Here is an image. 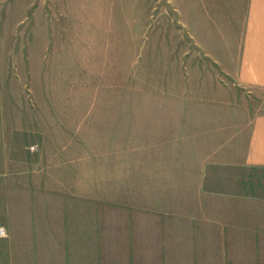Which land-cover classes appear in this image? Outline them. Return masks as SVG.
<instances>
[{
  "label": "rangeland",
  "instance_id": "obj_1",
  "mask_svg": "<svg viewBox=\"0 0 264 264\" xmlns=\"http://www.w3.org/2000/svg\"><path fill=\"white\" fill-rule=\"evenodd\" d=\"M196 16L0 0V264H264V96L219 75Z\"/></svg>",
  "mask_w": 264,
  "mask_h": 264
},
{
  "label": "crops",
  "instance_id": "obj_2",
  "mask_svg": "<svg viewBox=\"0 0 264 264\" xmlns=\"http://www.w3.org/2000/svg\"><path fill=\"white\" fill-rule=\"evenodd\" d=\"M215 1L212 17L203 20V5L195 0L196 25L208 27V21L211 25V42L201 47L214 54L219 75L264 96V0ZM197 41L200 44L198 37ZM247 158L253 165L264 166V107L250 121Z\"/></svg>",
  "mask_w": 264,
  "mask_h": 264
},
{
  "label": "built area",
  "instance_id": "obj_3",
  "mask_svg": "<svg viewBox=\"0 0 264 264\" xmlns=\"http://www.w3.org/2000/svg\"><path fill=\"white\" fill-rule=\"evenodd\" d=\"M5 235V231L2 227H0V238H2Z\"/></svg>",
  "mask_w": 264,
  "mask_h": 264
}]
</instances>
